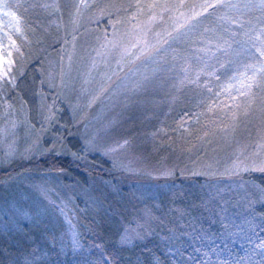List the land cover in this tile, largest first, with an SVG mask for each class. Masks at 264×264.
Returning <instances> with one entry per match:
<instances>
[{
  "label": "trees",
  "instance_id": "1",
  "mask_svg": "<svg viewBox=\"0 0 264 264\" xmlns=\"http://www.w3.org/2000/svg\"><path fill=\"white\" fill-rule=\"evenodd\" d=\"M0 27V126L41 108L70 43L100 73L0 157V195L20 174L64 185L0 207V264H264V0H0ZM129 32L141 50L99 52Z\"/></svg>",
  "mask_w": 264,
  "mask_h": 264
},
{
  "label": "rangeland",
  "instance_id": "2",
  "mask_svg": "<svg viewBox=\"0 0 264 264\" xmlns=\"http://www.w3.org/2000/svg\"><path fill=\"white\" fill-rule=\"evenodd\" d=\"M0 34H2L1 29ZM128 35L131 36V32H129ZM131 38L132 39H126L125 41L119 40L118 38L105 41L101 45L104 50L100 46L99 52L105 51V53H108L109 56H111L110 53L113 52L114 57L112 59L116 61L122 54L126 53L130 49H133L135 53L144 47V40L141 33L135 32ZM76 50L77 45L75 43H70L66 50L65 47L62 49L65 57L63 62L64 73H48L43 82L42 94L40 95V99H42L40 109L37 108V105L36 107L34 106L35 103L32 105L34 108L30 106L25 109L21 105L22 107L19 106V108L16 107L15 110L10 111L7 117L3 120V123L0 126V157L2 154L5 156V154L21 153L22 151H26L32 143L35 142L38 136L40 138H44V130L48 127H44L45 122H47L50 118V122L53 120V116L51 112L49 113V109L56 107L62 108L63 104L68 106L70 103L73 104V102H78L84 94L85 84L100 74L96 73L99 66L97 64L86 65L85 61L80 55H78V51L76 53ZM6 51V44L1 40L0 36V68L2 61L6 57ZM105 61H107V59L104 58L103 62H97H99L101 67L110 66L104 63ZM111 65L113 66V63ZM86 66H88V68ZM250 77L251 74L247 73L232 75L226 82L225 89H243L244 86H246V83L250 81ZM22 89L25 91L27 99L32 100L33 102L35 100V89L30 87ZM56 98L57 100H55ZM80 139L81 134L78 136L77 140L79 141ZM236 163L238 162H234L233 164L231 163V166L233 165L234 169L236 167L234 166ZM250 166L263 168L264 165L259 166L251 162ZM51 182L52 180L48 178V176L46 177V175H38V179L33 180L30 178L29 180L26 175L20 174L18 177L11 179V182L1 186L2 195H0V207L4 206L5 208H11L12 205H15V208L18 206L16 205L18 204L17 201H25L26 198H30L31 195H34L37 192L41 193L42 188H44L43 185H49L48 187H51ZM62 186L64 185L58 182V184L50 190L46 187V189L44 188V190H42V192H45L42 195L50 200L48 193L50 192L54 194L56 189H63ZM9 193L12 194L7 196ZM14 193L16 195L12 196ZM54 203L56 205V210L60 212L62 220L66 224V231L70 234V238L72 236L74 239L72 243L75 244L76 237H74V230L66 223V221L69 220L66 202L64 200H58ZM125 237H127L126 234L124 235V238Z\"/></svg>",
  "mask_w": 264,
  "mask_h": 264
}]
</instances>
